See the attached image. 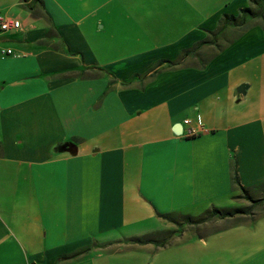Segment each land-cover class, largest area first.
Wrapping results in <instances>:
<instances>
[{"label":"crops","instance_id":"0c3cea01","mask_svg":"<svg viewBox=\"0 0 264 264\" xmlns=\"http://www.w3.org/2000/svg\"><path fill=\"white\" fill-rule=\"evenodd\" d=\"M253 6L0 0L20 22L0 30L18 53L0 56V264H113L175 217L264 197L263 12L240 16ZM263 210L235 226L256 247ZM214 214L196 225L230 218Z\"/></svg>","mask_w":264,"mask_h":264},{"label":"rangeland","instance_id":"374dc122","mask_svg":"<svg viewBox=\"0 0 264 264\" xmlns=\"http://www.w3.org/2000/svg\"><path fill=\"white\" fill-rule=\"evenodd\" d=\"M252 8L249 18L260 12L258 6ZM261 18L264 20V12ZM246 199L249 203L244 208L220 210L226 217H230L219 223L221 227L212 226L213 224L210 227L196 225L198 222L195 220L201 222L213 218L215 214L212 211L195 220L183 216L175 217L173 219L176 221V230L149 234L154 240L152 247L147 248L146 252L131 249L129 257H120L113 264H264V232H261L262 238L256 247L248 241L251 239L250 234L235 227L245 216L252 220L250 216L253 215V210L264 208V197L261 200H252L248 195ZM241 210L247 214L237 213ZM220 212L215 211L217 214ZM227 212L232 214L227 215ZM224 225H227L226 228H223Z\"/></svg>","mask_w":264,"mask_h":264},{"label":"built area","instance_id":"2783aa9c","mask_svg":"<svg viewBox=\"0 0 264 264\" xmlns=\"http://www.w3.org/2000/svg\"><path fill=\"white\" fill-rule=\"evenodd\" d=\"M20 27V22L17 19L9 18L7 16H0V30L8 31V30H16ZM8 55H18V53H14L10 48H1L0 56H8ZM188 122V120H185ZM197 122L200 123V119L197 118ZM195 132L193 129L189 130L188 134H193Z\"/></svg>","mask_w":264,"mask_h":264},{"label":"trees","instance_id":"16d2710c","mask_svg":"<svg viewBox=\"0 0 264 264\" xmlns=\"http://www.w3.org/2000/svg\"><path fill=\"white\" fill-rule=\"evenodd\" d=\"M253 4H256L258 6V8L260 9V12H264V0H251ZM249 15H252V9L251 7H246L244 8L243 10H241V17L242 19H244V17L246 16H249ZM228 17H231V21H234L235 20V17L234 16H228ZM216 210H213L212 213H215ZM228 214H232L230 212H227V215ZM131 241L133 243H147V242H151V241H154L150 238V235H143V236H140V237H135V238H132Z\"/></svg>","mask_w":264,"mask_h":264}]
</instances>
